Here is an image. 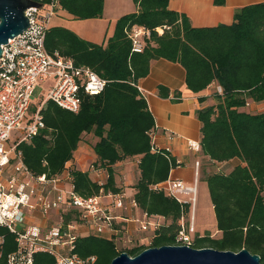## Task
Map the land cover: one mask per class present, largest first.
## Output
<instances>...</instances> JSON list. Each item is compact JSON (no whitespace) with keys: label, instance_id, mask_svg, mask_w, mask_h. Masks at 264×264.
<instances>
[{"label":"trees","instance_id":"1","mask_svg":"<svg viewBox=\"0 0 264 264\" xmlns=\"http://www.w3.org/2000/svg\"><path fill=\"white\" fill-rule=\"evenodd\" d=\"M104 0H59V8L77 19L100 17ZM222 5L225 0H213ZM137 11L120 16L105 45L87 41L63 26H49L44 39L48 52H58L85 65L107 80L97 94L80 92V109L74 113L48 101L42 109L45 129L19 148L34 175L59 174L72 158L83 133L93 131L99 140L93 150L94 170L105 167L100 183L88 171L72 167L75 190L83 197L120 192L111 167L117 161L139 155V178L133 195L139 209L161 215L165 221L148 246L125 250L134 256L147 247L173 245L182 214L181 204L153 186L169 178L175 164L151 151L149 130L154 119L147 102L131 82L149 72L152 59L178 62L185 70L186 87L200 92L210 83L221 87L220 101L197 112L201 121L200 146L216 162L237 160L228 173L206 177L216 225L221 236L195 234L191 247H211L258 254L264 264V112L240 110L248 100L264 101V3L235 10L229 25L193 27L184 14L168 8V0H133ZM150 30L141 52H132L127 31L132 25ZM161 27L158 33L155 28ZM165 90L163 86L159 91ZM95 165L98 166L95 167ZM186 213L187 204L183 205ZM5 236L3 253L14 250V237ZM74 251L95 255V264H110L119 254L113 240L95 234L81 235ZM35 264H54L46 252L34 254Z\"/></svg>","mask_w":264,"mask_h":264},{"label":"built area","instance_id":"2","mask_svg":"<svg viewBox=\"0 0 264 264\" xmlns=\"http://www.w3.org/2000/svg\"><path fill=\"white\" fill-rule=\"evenodd\" d=\"M33 1L42 4L25 10L28 28L1 46L0 228L13 235L15 248L4 255L5 236L0 233V264H35L37 252L52 255L54 264H95V255L82 257L74 251L77 238L85 234L113 240L119 253L134 246H148L165 218L141 211L133 195L127 196L123 191H100L83 197L75 190L72 166L68 163L59 174L49 177L45 173L32 174L23 161L19 146L30 143L45 129L41 111L48 101L76 113L80 109L81 91L97 94L107 83L90 67L77 65L72 58L58 52L47 51L45 34L59 8V0ZM155 30L162 32L161 27ZM127 35L131 51L141 52L150 30L134 24ZM49 79L52 84L45 98L33 106L32 95L37 82ZM131 84L145 98L138 81ZM217 90L222 92L220 86ZM148 134L151 151L172 160L169 146L156 145L153 128ZM186 143L195 152L201 150L198 141L187 140ZM174 161L172 168L180 165L179 160ZM153 188L162 190L181 204L183 211L173 245L190 246L195 227L192 216L185 217L183 205L193 202L195 187L169 177ZM190 194L189 199L184 198ZM135 209L140 210L139 215L134 213Z\"/></svg>","mask_w":264,"mask_h":264},{"label":"crops","instance_id":"3","mask_svg":"<svg viewBox=\"0 0 264 264\" xmlns=\"http://www.w3.org/2000/svg\"><path fill=\"white\" fill-rule=\"evenodd\" d=\"M255 3H264V0H225L222 5L215 4L213 0H168V8L184 14L193 27H214L231 24L236 9ZM62 11L63 18H56L55 22H50L51 26L66 27L84 40L105 45L114 32L117 19L137 11V6L133 0H104L101 16L86 19H77L64 9ZM138 83L144 90L148 109L154 119L156 145L169 146L173 159L180 161L178 167L171 168L169 177L195 187L194 200L187 203L185 217L190 219L192 216L195 234L208 233L213 237H220L221 231L216 225L206 177L217 172L228 173L237 160L216 162L202 150H191L186 143L187 140L200 142L201 121L197 112L203 107L213 105L209 100V89L212 86L216 88L217 82H212L200 92L194 93L186 87L185 70L178 62L158 58L150 61L148 74L139 78ZM160 86L165 90L160 92ZM247 102L240 110L251 114L264 112V101ZM94 144L90 145L81 139L67 163L75 169L88 171L93 180H100L98 182L102 183L107 178V170L105 167L96 170L92 168V163L97 158L93 150ZM139 159L140 156L135 155L111 165L116 186L120 188L121 184L126 185L123 192L127 196L135 193L134 185L139 178ZM130 184L131 187H128ZM126 189L131 190L130 193ZM191 195L184 198L189 199ZM134 213L139 215L140 210L135 209ZM125 214L128 215V211Z\"/></svg>","mask_w":264,"mask_h":264},{"label":"water","instance_id":"4","mask_svg":"<svg viewBox=\"0 0 264 264\" xmlns=\"http://www.w3.org/2000/svg\"><path fill=\"white\" fill-rule=\"evenodd\" d=\"M33 0H0V55L1 46L9 38L22 33L29 26L25 10L40 7ZM110 264H261L258 254L246 248L239 251L218 250L211 247L193 248L187 245L147 247L134 256L121 252Z\"/></svg>","mask_w":264,"mask_h":264},{"label":"rangeland","instance_id":"5","mask_svg":"<svg viewBox=\"0 0 264 264\" xmlns=\"http://www.w3.org/2000/svg\"><path fill=\"white\" fill-rule=\"evenodd\" d=\"M61 16H63V11L61 8H58L55 12V14L52 16L50 22L53 23L56 21V18H58L59 20H61ZM52 84V80L49 79L47 81H44V82H41V81H38L36 86H35V89H34V92H33V98H32V103H33V106H37L39 104V102L45 98L49 88H50V85ZM210 93H209V100L211 102H213V105L214 104H217L219 101H220V92H218L217 90V87L215 88L214 86L210 87ZM83 141H87L90 145L94 144V142L96 143L98 140H99V137L93 132H87L85 133L82 138H81ZM95 167L98 168L97 165H95ZM97 181H100V180H97ZM124 181V180H122ZM121 184V183H120ZM132 184L128 185V187H131ZM126 185H123L121 184V187H120V190L121 191H124ZM131 190H127L126 189V192L127 193H130ZM264 194V193H263ZM128 195V194H127Z\"/></svg>","mask_w":264,"mask_h":264}]
</instances>
